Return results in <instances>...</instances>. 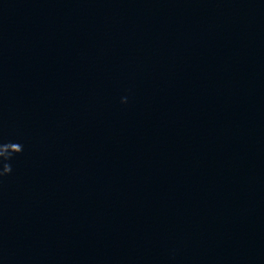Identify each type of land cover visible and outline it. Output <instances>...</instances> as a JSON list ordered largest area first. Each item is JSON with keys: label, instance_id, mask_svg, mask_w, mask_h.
Wrapping results in <instances>:
<instances>
[{"label": "water", "instance_id": "95a60500", "mask_svg": "<svg viewBox=\"0 0 264 264\" xmlns=\"http://www.w3.org/2000/svg\"><path fill=\"white\" fill-rule=\"evenodd\" d=\"M9 142L0 264H264V0H0Z\"/></svg>", "mask_w": 264, "mask_h": 264}, {"label": "clouds", "instance_id": "9594fccd", "mask_svg": "<svg viewBox=\"0 0 264 264\" xmlns=\"http://www.w3.org/2000/svg\"><path fill=\"white\" fill-rule=\"evenodd\" d=\"M124 102V101H122ZM12 145H15L16 146V151L15 152H12L9 150V146H12ZM0 148H4L5 150L8 151V154L7 156L5 157V160H9L12 158L13 154H19L22 150H23V147L21 144L19 143H13V142H9L7 144H0ZM4 169L5 171L0 173V175H5V174H8L11 172V166L9 164H5L4 165Z\"/></svg>", "mask_w": 264, "mask_h": 264}]
</instances>
